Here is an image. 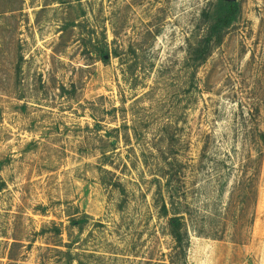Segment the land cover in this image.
Masks as SVG:
<instances>
[{"label":"rangeland","instance_id":"rangeland-1","mask_svg":"<svg viewBox=\"0 0 264 264\" xmlns=\"http://www.w3.org/2000/svg\"><path fill=\"white\" fill-rule=\"evenodd\" d=\"M218 1L0 0V264H168L170 177L187 264H264V162L238 190L243 132L264 131V0H237L193 79Z\"/></svg>","mask_w":264,"mask_h":264},{"label":"trees","instance_id":"trees-1","mask_svg":"<svg viewBox=\"0 0 264 264\" xmlns=\"http://www.w3.org/2000/svg\"><path fill=\"white\" fill-rule=\"evenodd\" d=\"M242 6L239 1L231 2L219 0L215 4L214 12L210 10L205 12L202 22L205 28H199L192 38L188 40L187 56L185 67L191 71L194 79L197 71L201 68L212 56L214 51L220 47L227 35L228 30L238 21L241 16ZM108 55V56H107ZM109 58L108 52L102 53V59L107 62ZM260 114L252 115L251 118H256ZM245 139V157L243 158L244 180L238 184V190L251 189L254 191L255 181L261 174V169L264 162V131L260 127L246 129L243 132ZM174 178L170 177L168 180L167 202L163 195H161V202H158L157 208L160 209V214L164 217L172 212L173 217L169 221L170 235L173 239L172 252L169 255L168 264H187L188 250L190 247V236L187 230L186 213L182 211V198L176 191L173 185ZM3 183H0V193L3 191ZM87 223V220H73L72 225L79 227ZM70 250L71 247L67 246ZM72 251L67 252L69 264L72 257ZM82 264V263H81Z\"/></svg>","mask_w":264,"mask_h":264},{"label":"water","instance_id":"water-1","mask_svg":"<svg viewBox=\"0 0 264 264\" xmlns=\"http://www.w3.org/2000/svg\"><path fill=\"white\" fill-rule=\"evenodd\" d=\"M225 1H231V2H236L237 0H225Z\"/></svg>","mask_w":264,"mask_h":264}]
</instances>
